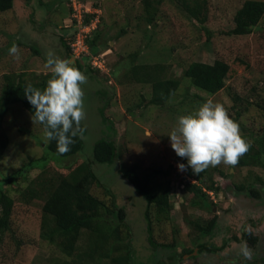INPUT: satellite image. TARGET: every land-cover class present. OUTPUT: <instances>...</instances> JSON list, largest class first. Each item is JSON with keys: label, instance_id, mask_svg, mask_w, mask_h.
<instances>
[{"label": "rangeland", "instance_id": "374dc122", "mask_svg": "<svg viewBox=\"0 0 264 264\" xmlns=\"http://www.w3.org/2000/svg\"><path fill=\"white\" fill-rule=\"evenodd\" d=\"M81 1L101 5L103 19L97 45L99 54H106L107 72L94 71L90 67L92 58L79 60L83 66L78 75L82 96L72 101L67 74L73 59L61 44L62 36L72 38L74 33V29L65 27L71 25L69 0H31L29 4L26 0H16L15 9L0 15V95L5 74H24L28 82L48 76L49 91L57 95L59 106L65 109L68 104L78 114L86 127L84 148L66 159L93 163L96 176L112 191L116 204L126 211L133 264H176L185 248L196 251L202 242L221 246L232 235L240 238L246 230L259 238L260 252L254 253L247 241H231L230 248L219 255L242 256L240 260L233 259L235 264L249 256L257 264H264V203L236 188L255 184L260 190L263 183L259 179L264 181V168H233L234 154L218 155L223 141H215L204 132L217 113L232 121L237 103L242 115L227 137L228 144L243 148L249 143L259 149L264 145V18L252 34L235 37L226 32L233 28L243 0H207L208 21L204 26L182 9L183 0ZM155 15L150 24L149 19L153 20ZM216 59L230 64L225 89L208 95L185 81L181 91L161 106L151 104L153 83L134 80L132 72L134 65L164 64L162 79L172 76L182 79L191 63H213ZM0 137L7 140L0 160V182L31 160L42 158L49 140L43 127L22 105L10 107ZM100 140L116 143L120 154L116 163L95 161L94 149ZM260 157L264 163V155ZM187 159L199 169L202 164L208 165L213 180L221 187L216 194L203 186L211 195L209 201L215 204L212 211L194 207L190 202L192 193L185 184L198 181L187 174ZM69 161L59 162L49 157L45 171L39 167L31 169L27 171L29 181L22 177L4 187L17 200L31 181L39 184L38 177L42 174L44 178L67 176L73 170L64 168ZM129 167H135L143 179L153 176L155 169L164 170L155 189L170 184V202L174 206L171 217L161 220L153 238L156 243L169 244L171 248H154L149 244L143 219L147 202L124 178L122 172ZM219 170L229 176H222ZM92 186L94 193L110 204L106 190ZM43 205L40 199L15 204L11 230L0 237V264H64L66 260L70 263L71 257L57 242L41 236ZM215 215L218 223L214 237L194 231L190 222L205 224ZM116 255L114 252L102 260L111 264V258ZM220 256L203 253L193 260L183 255L180 264H220ZM96 262H100L99 258Z\"/></svg>", "mask_w": 264, "mask_h": 264}, {"label": "trees", "instance_id": "16d2710c", "mask_svg": "<svg viewBox=\"0 0 264 264\" xmlns=\"http://www.w3.org/2000/svg\"><path fill=\"white\" fill-rule=\"evenodd\" d=\"M16 0H0V15L15 9ZM29 4L31 0H26ZM244 3L237 11L234 17L233 28L226 32L228 36L242 37L253 33L264 18V1L263 0H243ZM94 6L101 7L97 2ZM182 9L190 18L205 25L208 21V2L207 0H183ZM88 16L87 22L92 19ZM153 20L149 19L150 24ZM103 19V17L101 18ZM102 23V22H101ZM101 23L88 40L90 54L86 60H91L94 55H100V46L97 45L98 32ZM210 34V32H208ZM210 39V38H208ZM72 38L61 37V44L69 54L72 53L70 41ZM34 49V48H33ZM38 54V50L34 49ZM136 57V56H135ZM85 58H83L85 60ZM81 59V60H83ZM92 64H90V67ZM90 67H88L90 69ZM133 77L138 82L153 83V96L151 104L161 106L167 102L171 96L181 91L185 81L198 91L208 95H215L226 88L227 78L230 71V64L227 61L216 59L213 63L193 62L184 70L182 79L175 76L162 79L160 76L165 71L164 64H139L134 65ZM94 71L101 72L100 69L91 67ZM83 66L80 61L71 63V70L67 74V81L71 87L72 101L82 96L80 80L78 75L82 73ZM156 80V81H150ZM49 78L45 76L36 82H28L24 74H5L2 93L0 95V136L2 135V125L5 116L14 105H22L43 127L48 136V143L45 147V154L42 158L31 160L23 168L5 176L0 182V237L11 230V218L15 204L20 201L30 203L33 199H40L43 205V221L41 225L42 238L51 242H57L63 252L71 257L70 263L67 260L64 264H108L102 258H110L114 252L116 258H111V264H133L131 257L132 248L130 245L131 228L126 222V211L116 204L112 191L103 185L93 171L92 164L83 159L79 164L70 158L78 154L84 148V136L86 127L80 120L77 113L71 111L67 104L65 109L59 106L57 95L49 91ZM195 97H199L195 95ZM262 107V106H260ZM235 118L232 121L227 120L226 116L215 114L211 119L205 131L210 138L215 141H223L218 155L232 153L235 157L233 168L260 166L264 168L261 157L264 155V145L261 149L247 143L245 147H235L228 144L227 137L233 131L235 123L242 115L238 109L237 103L234 105ZM63 110H67L63 113ZM264 140V138H263ZM261 145V144H259ZM7 146V140L0 137V160L4 149ZM119 151L113 140H100L94 149L95 161L102 164H114L119 159ZM49 157L57 161L70 162L64 168L73 169L67 176L59 175L55 177H46L45 174L39 176V184L34 185L31 181L29 186L19 195L17 200L10 195L5 185L15 184L20 178L29 181L27 171L35 168H41L45 171ZM187 162V174L195 178L197 183L185 184L188 192L192 193L190 200L194 207H200L202 210L212 211L215 204L209 201L211 195L205 190L214 191L218 194L221 187L215 183L213 176L209 173L208 165L202 164V168L194 167L190 160ZM220 174L228 177L229 174L219 170ZM123 176L126 178L146 200V209L143 212V219L146 223V238L151 247L154 248H171L169 244H158L153 236L156 227L160 226L161 220H168L171 217L173 204L170 202V184L166 187L158 185V179L164 174V170L155 169V174L148 179H143L135 167H129L123 170ZM233 176V175H232ZM91 180L89 181V179ZM208 178V179H207ZM88 179V180H87ZM259 179V178H257ZM263 185L257 189L255 184H244L236 186L238 192L261 200L264 203V181L259 179ZM89 181V184H88ZM38 183V182H37ZM99 186L106 190L110 204L99 198L93 191L92 185ZM206 185V186H205ZM247 185V186H246ZM92 186V187H91ZM205 186V188H203ZM22 190V188H21ZM186 191V190H185ZM111 194V197H110ZM213 206V208H212ZM119 207V208H118ZM156 220V222H154ZM194 231L207 237H214L213 233L217 228L218 216L201 224L197 221L190 222ZM82 241V242H81ZM240 243L247 241L254 253L260 252L259 238L249 231H243L239 238L232 235L221 246H216L209 242H202L196 248H185L180 254L181 260L183 255H189L196 260L198 255L203 253L218 255L230 248L229 242ZM84 244V245H83ZM20 245V243H18ZM84 247V249H83ZM173 247V246H172ZM264 253V246H263ZM84 250H86L84 252ZM99 257H95V255ZM120 254V255H119ZM118 256V257H117ZM85 258H87L85 260ZM99 258L100 262H96ZM242 259L238 255L229 258L220 256L219 263L231 262ZM78 260V261H75ZM197 263V262H196ZM236 264H257V260L251 256L246 257L244 261Z\"/></svg>", "mask_w": 264, "mask_h": 264}, {"label": "built area", "instance_id": "2783aa9c", "mask_svg": "<svg viewBox=\"0 0 264 264\" xmlns=\"http://www.w3.org/2000/svg\"><path fill=\"white\" fill-rule=\"evenodd\" d=\"M70 7H72L71 24L76 29V37L72 43V52L76 58H84L90 54V49L87 40L92 36V33L98 28L101 21V11L92 3L83 2L81 0H71ZM92 15V19L87 22L88 16ZM99 55L92 57V66L101 71L107 72L106 62L104 56Z\"/></svg>", "mask_w": 264, "mask_h": 264}, {"label": "clouds", "instance_id": "9594fccd", "mask_svg": "<svg viewBox=\"0 0 264 264\" xmlns=\"http://www.w3.org/2000/svg\"><path fill=\"white\" fill-rule=\"evenodd\" d=\"M71 3V0H69V4ZM90 3V2H89ZM92 4L94 5V3L92 2ZM96 7V6H95ZM98 8V7H97ZM99 10H100V8H98ZM101 11V10H100ZM101 18H102V13H101ZM70 21V20H69ZM102 22V20L100 21V23ZM99 23V24H100ZM66 27V29H74V33L72 34V36L74 35V40H75V37H76V29H75V27L71 24V25H68V26H65ZM98 27H99V25H98ZM98 29V28H97ZM96 29V30H97ZM93 34V33H92ZM91 38V37H90ZM89 38V39H90ZM88 39V40H89ZM74 40L72 41V43L74 42ZM88 40H87V44H88ZM72 43H71V48H72ZM89 46V45H88ZM90 49V48H89ZM70 55V58L72 57V59L73 60H75V62L77 61V60H81V59H83V58H76L74 55H73V52L71 53V54H69ZM85 58V57H84ZM75 62H71V63H75ZM71 63L69 64V66L71 67ZM66 67V66H65ZM62 73H64V72H62Z\"/></svg>", "mask_w": 264, "mask_h": 264}, {"label": "flooded vegetation", "instance_id": "af4514ba", "mask_svg": "<svg viewBox=\"0 0 264 264\" xmlns=\"http://www.w3.org/2000/svg\"><path fill=\"white\" fill-rule=\"evenodd\" d=\"M73 62H75V60H73Z\"/></svg>", "mask_w": 264, "mask_h": 264}]
</instances>
